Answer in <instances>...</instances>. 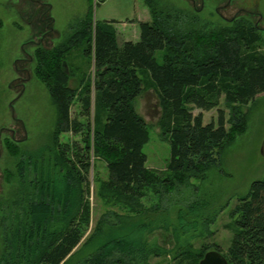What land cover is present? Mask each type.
Here are the masks:
<instances>
[{
    "label": "trees",
    "instance_id": "1",
    "mask_svg": "<svg viewBox=\"0 0 264 264\" xmlns=\"http://www.w3.org/2000/svg\"><path fill=\"white\" fill-rule=\"evenodd\" d=\"M144 3L151 20L139 23L137 42L119 43L111 22L96 23L89 12L62 43L49 50L36 47L34 75L48 89L56 109L55 149L23 152L16 163L20 190L2 223L0 264H145V237L158 227L155 217L129 219L107 213L116 222L102 218L85 238L91 214V160L105 162L107 179L99 186V196L134 213L150 192L163 195L190 178L204 179L219 163L224 147L245 131L242 108L264 93L261 29L236 18L216 32H197L202 36L196 37L192 29L176 30L170 14L155 10L151 0ZM45 22V33L53 32L51 18ZM79 47L93 65V81L81 79L73 87L64 59ZM157 51L163 53L160 62ZM146 74L160 104L161 135L170 145L165 178L146 167L142 149L149 132L134 109L145 89L141 76ZM221 102L230 111L229 129ZM74 103L79 113L72 116ZM195 109H216V122L204 124L202 113L193 115ZM69 133L79 140L61 142ZM203 213L196 203L180 210L176 220L195 228ZM229 217L232 238L223 255L227 263L264 264V180L252 182ZM202 249L197 264L211 251ZM213 250L221 253L217 245Z\"/></svg>",
    "mask_w": 264,
    "mask_h": 264
},
{
    "label": "rangeland",
    "instance_id": "2",
    "mask_svg": "<svg viewBox=\"0 0 264 264\" xmlns=\"http://www.w3.org/2000/svg\"><path fill=\"white\" fill-rule=\"evenodd\" d=\"M144 2L0 0V254L4 249L2 223L8 213L7 206L13 203L15 194L20 190L16 173L20 155L23 152L35 154L44 148L55 149L52 134L56 109L48 89L34 75L36 47L49 50L62 43L89 12L96 23L111 22L119 36V43L123 39L135 41L139 37L140 21L147 16L151 20L149 7ZM151 3L155 10L164 15L170 14L176 30L184 32L192 29L196 37L202 36L197 32H216L234 19L244 18L261 29L264 51V0H151ZM48 18L52 21L51 33H45V20ZM162 54V51L155 53L158 62ZM64 60L72 74L70 80L73 87L74 82L78 85L81 79L84 83L93 81V65L83 55L81 47L71 49ZM141 78L145 89L135 101L134 109L144 119L149 132V141L142 149L147 158L146 167L165 178L169 174L166 166L170 145L158 126L161 109L156 93L150 87V77L146 74ZM220 108L225 112V127L229 129L230 111L223 102ZM78 109V104L74 103L71 115H77ZM242 109L246 114L245 131L237 135L231 145L224 147L219 163L207 170L204 179L190 178L163 195L150 192L143 201L144 206L134 213L119 209L118 205L112 206L107 196H99V186L107 179V172L105 162L93 158V167L88 175L90 226L85 238L102 218L116 222L114 216L106 217L107 213L114 212L129 219L142 216L159 220L156 230L145 237L149 251L145 264H197L199 251L203 247L213 250L214 245L219 246L221 254L225 255L232 238L230 211L248 194L252 182L264 180V155L261 153L264 143V93ZM192 113H202L204 124L217 120L216 109L208 112L195 109ZM79 120L83 121V118ZM60 140L74 142L79 137L69 133L62 135ZM26 167L24 165V169ZM196 203L204 211L199 226H180L176 220L178 212L186 211ZM81 243L75 250L82 246Z\"/></svg>",
    "mask_w": 264,
    "mask_h": 264
},
{
    "label": "water",
    "instance_id": "3",
    "mask_svg": "<svg viewBox=\"0 0 264 264\" xmlns=\"http://www.w3.org/2000/svg\"><path fill=\"white\" fill-rule=\"evenodd\" d=\"M261 153L264 155V143L261 148ZM198 264H228V263L221 253L215 250H211L205 253V255L199 261Z\"/></svg>",
    "mask_w": 264,
    "mask_h": 264
},
{
    "label": "crops",
    "instance_id": "4",
    "mask_svg": "<svg viewBox=\"0 0 264 264\" xmlns=\"http://www.w3.org/2000/svg\"><path fill=\"white\" fill-rule=\"evenodd\" d=\"M147 14V13H146ZM140 22H149V19H148V16L147 17H145L144 18V20L143 21H140ZM116 32V31H115ZM139 35H140V32H139ZM116 36H117V38L119 39V36L117 35V32H116ZM139 40V37H138V39L137 40H135V41H132V40H127V39H123L122 40V42H127V41H131V42H137ZM121 42V43H122Z\"/></svg>",
    "mask_w": 264,
    "mask_h": 264
}]
</instances>
